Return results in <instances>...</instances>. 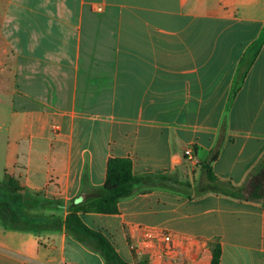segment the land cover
<instances>
[{
	"label": "crops",
	"instance_id": "obj_1",
	"mask_svg": "<svg viewBox=\"0 0 264 264\" xmlns=\"http://www.w3.org/2000/svg\"><path fill=\"white\" fill-rule=\"evenodd\" d=\"M214 155L236 186L264 158V0H0V172L36 201L29 226L0 219V264H107L66 221L111 158L191 185L154 179L118 214H79L124 260L144 261L130 226L145 225L204 240L193 264L214 244L220 264H264V199L194 183Z\"/></svg>",
	"mask_w": 264,
	"mask_h": 264
},
{
	"label": "trees",
	"instance_id": "obj_2",
	"mask_svg": "<svg viewBox=\"0 0 264 264\" xmlns=\"http://www.w3.org/2000/svg\"><path fill=\"white\" fill-rule=\"evenodd\" d=\"M216 158L217 156L214 155L208 163L202 165L206 182L204 185L198 186L200 193L210 191L248 201L264 199V158L253 168L247 182L241 186H236L230 181H223L215 176L209 163L215 161ZM133 166L131 158H111L107 164L103 194L95 199L72 201L69 206L70 213L66 221L67 230L80 241L99 251L106 259L107 264H146V262L130 263L124 260L108 237L84 224L79 216L80 213L118 214L120 212L119 203L122 199L132 196L137 185L154 179H161L169 186L191 187L189 183L176 182L170 180V177H137L134 175ZM0 191L5 193V198L0 200V219L15 227L29 226L23 218L24 210L27 207H36V201L27 199L23 195L22 186L13 178H10L7 184L0 183ZM212 253L211 264H220L222 255L220 244L213 245Z\"/></svg>",
	"mask_w": 264,
	"mask_h": 264
},
{
	"label": "built area",
	"instance_id": "obj_3",
	"mask_svg": "<svg viewBox=\"0 0 264 264\" xmlns=\"http://www.w3.org/2000/svg\"><path fill=\"white\" fill-rule=\"evenodd\" d=\"M102 8H98L101 11ZM185 156L194 160V149L188 147ZM131 247L136 255L144 256L146 264H193L208 250L202 239L195 237L175 238L162 229L145 225H131Z\"/></svg>",
	"mask_w": 264,
	"mask_h": 264
},
{
	"label": "rangeland",
	"instance_id": "obj_4",
	"mask_svg": "<svg viewBox=\"0 0 264 264\" xmlns=\"http://www.w3.org/2000/svg\"><path fill=\"white\" fill-rule=\"evenodd\" d=\"M186 173H187V171H186ZM187 175H189V174H187ZM203 178H204V176L199 175L198 178H197V180H194L195 185L196 186H202V184H204L203 183L204 180H202ZM2 181H3V175L0 172V183H2ZM4 198H5V193H3L2 191H0V200H3ZM23 218H24V220L26 222H31V220H32V218L29 215L25 214V211H24V217ZM34 219H35V217L33 216V220Z\"/></svg>",
	"mask_w": 264,
	"mask_h": 264
}]
</instances>
